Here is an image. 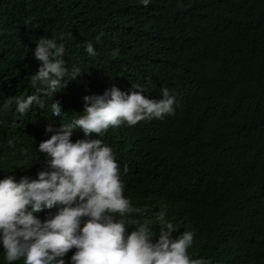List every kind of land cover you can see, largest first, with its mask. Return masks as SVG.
Returning <instances> with one entry per match:
<instances>
[{
  "label": "trees",
  "instance_id": "obj_1",
  "mask_svg": "<svg viewBox=\"0 0 264 264\" xmlns=\"http://www.w3.org/2000/svg\"><path fill=\"white\" fill-rule=\"evenodd\" d=\"M174 1L151 0L147 7L157 11L150 14L139 0H121L110 10L86 8L72 0H0V104L35 94L30 77L36 70L25 60L34 59L42 36L58 39L64 28L59 17L75 15L85 23L64 42L69 67L78 66L83 74L73 83V94L61 103L54 100L75 112L84 93L102 95L112 86L131 90L132 84L151 94L168 88L193 98L199 121L160 126L155 145L167 136L187 135L192 127L214 141L204 140L201 151L186 148L175 157H162L145 147L137 152L134 166L120 157L121 170L128 169L123 175L125 192L133 197L148 191V180L160 174L169 190L180 191L181 200L191 205L200 206L219 193L216 203L238 209L242 218L230 235L202 231L197 251L189 249L190 256L224 264L221 259L233 251L239 264H264V0H209L212 7L204 0ZM146 22L148 41L141 50ZM89 41L97 52L94 57L85 52ZM116 49L119 55L113 56ZM177 68L179 76L167 73ZM42 99L51 107L52 99ZM195 119L196 113L183 105L181 120ZM47 124L45 107L33 105L20 116L13 102L0 113V175L17 181L36 178L46 167L37 149L52 134L45 131ZM197 141L195 137L191 144ZM253 158L261 163L250 166ZM235 169H246V175Z\"/></svg>",
  "mask_w": 264,
  "mask_h": 264
},
{
  "label": "clouds",
  "instance_id": "obj_2",
  "mask_svg": "<svg viewBox=\"0 0 264 264\" xmlns=\"http://www.w3.org/2000/svg\"><path fill=\"white\" fill-rule=\"evenodd\" d=\"M72 1H81L86 8L110 10L121 0ZM204 1L212 7L209 0ZM150 3L139 0L150 14L155 13L157 9L147 7ZM75 17L69 12L59 17L64 27L58 35L60 41L42 36L36 41L34 59L25 60L32 71L36 70L30 77L35 94L16 96L0 104V113H4L14 102L20 116L31 111L33 105L45 107V131L52 133L38 145L46 167L38 170L35 179L24 176L17 181L12 175H0V249L4 264H221L190 256L189 249L197 251L195 245L202 231L217 236L235 233L242 218L238 209L217 204L219 193L200 206L191 205L181 200L180 191L169 190L160 174L148 180V191L128 196L123 180L128 169L121 170L118 162L122 157L126 164L136 165L137 152L145 147L162 157H175L186 148L201 151L204 140L213 138L194 127L187 135L167 136L155 145L160 139V126L194 125L199 121L193 98L168 88L151 94L143 86L132 84L131 90L112 86L102 95L84 93L75 112L66 105L61 108V98L74 93L73 83L83 74L80 67H69L64 42L72 30L85 23ZM148 33L146 22L141 50ZM85 52L97 55L91 41ZM112 55L118 56L119 49ZM167 73L180 75L179 68ZM43 97L53 100L51 107ZM183 105L196 113L195 120H181ZM195 137L198 141L192 145ZM245 148L246 144L239 151ZM258 163L261 161L253 158L250 166ZM235 170L246 175V169ZM261 175L264 177V167ZM228 178L233 179L231 175ZM73 249L74 254L66 258ZM221 260L239 264L233 251Z\"/></svg>",
  "mask_w": 264,
  "mask_h": 264
}]
</instances>
